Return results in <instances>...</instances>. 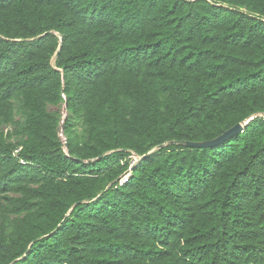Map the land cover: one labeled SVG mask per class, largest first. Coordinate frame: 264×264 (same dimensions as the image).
I'll return each instance as SVG.
<instances>
[{"label":"trees","instance_id":"obj_1","mask_svg":"<svg viewBox=\"0 0 264 264\" xmlns=\"http://www.w3.org/2000/svg\"><path fill=\"white\" fill-rule=\"evenodd\" d=\"M0 264H264V0H0Z\"/></svg>","mask_w":264,"mask_h":264},{"label":"water","instance_id":"obj_2","mask_svg":"<svg viewBox=\"0 0 264 264\" xmlns=\"http://www.w3.org/2000/svg\"><path fill=\"white\" fill-rule=\"evenodd\" d=\"M245 124H246V122L238 123L234 127H232L231 129L225 131L223 134L219 135L218 137H216L212 140H207V141H202V142H193V141H187V140H172L168 143L162 144L158 148H163L168 144H178V145H182V146H186V147H195V148L213 147L217 144L222 143L226 139L231 138L235 134L242 132L244 130ZM151 153H153V151H151V152L145 154L144 156L140 157V159L148 157L149 155H151Z\"/></svg>","mask_w":264,"mask_h":264},{"label":"built area","instance_id":"obj_3","mask_svg":"<svg viewBox=\"0 0 264 264\" xmlns=\"http://www.w3.org/2000/svg\"><path fill=\"white\" fill-rule=\"evenodd\" d=\"M61 137H62L64 143H66V137L63 134H61Z\"/></svg>","mask_w":264,"mask_h":264},{"label":"rangeland","instance_id":"obj_4","mask_svg":"<svg viewBox=\"0 0 264 264\" xmlns=\"http://www.w3.org/2000/svg\"><path fill=\"white\" fill-rule=\"evenodd\" d=\"M65 112V111H64ZM66 114V113H65ZM61 134H64V133H61ZM65 136V135H64ZM134 159L136 160V157H134Z\"/></svg>","mask_w":264,"mask_h":264},{"label":"clouds","instance_id":"obj_5","mask_svg":"<svg viewBox=\"0 0 264 264\" xmlns=\"http://www.w3.org/2000/svg\"><path fill=\"white\" fill-rule=\"evenodd\" d=\"M64 135V134H63Z\"/></svg>","mask_w":264,"mask_h":264}]
</instances>
